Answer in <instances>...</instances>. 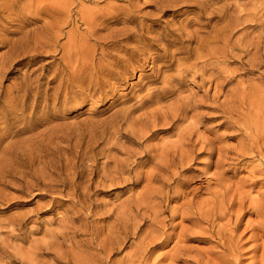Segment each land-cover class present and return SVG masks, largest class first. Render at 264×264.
I'll return each mask as SVG.
<instances>
[{
	"label": "rangeland",
	"instance_id": "rangeland-1",
	"mask_svg": "<svg viewBox=\"0 0 264 264\" xmlns=\"http://www.w3.org/2000/svg\"><path fill=\"white\" fill-rule=\"evenodd\" d=\"M0 264H264V0H0Z\"/></svg>",
	"mask_w": 264,
	"mask_h": 264
},
{
	"label": "bare ground",
	"instance_id": "bare-ground-1",
	"mask_svg": "<svg viewBox=\"0 0 264 264\" xmlns=\"http://www.w3.org/2000/svg\"><path fill=\"white\" fill-rule=\"evenodd\" d=\"M91 16H92V15H91ZM86 19H87V18H86ZM172 152H173V151H172ZM164 153H166V152H164ZM173 153H175V152H173ZM171 154H172V153H171ZM168 155H169V154H168ZM176 155H177V154H176ZM170 156H173V155H170ZM180 156H181V158H183L181 154H180ZM180 156H179V158H180ZM183 156L185 157V155H183ZM171 158H172V157H171ZM181 158H180V159H181ZM164 159H165V158H164ZM174 159H175V158H174ZM186 160H187V159H186ZM115 161H116V160H115ZM137 161H138V160H137ZM165 161H167V159H166ZM179 161H181V160H179ZM126 162L128 163V160H127ZM168 162H169V164H170V160H168ZM171 162H172V161H171ZM173 162H175V160H173ZM173 162H172V163H173ZM159 163H160V162H159ZM131 164H132V162H131ZM135 164H136V163H135ZM127 165H129V164H126V166H127ZM172 165H173V164H172ZM118 166H119V165H118ZM124 166H125V164H124ZM130 166H131V165H130ZM130 166H129V167H130ZM111 168H112V167H111ZM120 168H121V167H120ZM120 168H119V171L121 170ZM112 169H113V168H112ZM123 170H124V169H123ZM157 170H158V169H157ZM17 171H18V170H17ZM110 171H111V170H110ZM66 172H67V171H66ZM120 172H122V171H120ZM125 172H126V171H125ZM125 172H124V174H126ZM42 173H43V172H42ZM117 173H118V172H117ZM122 174H123V173H122ZM122 174H121V175H122ZM127 174H128V173H127ZM80 175H81V174H80ZM107 175H108V174H106V176H107ZM112 175H113V174H112ZM112 175H110V176L112 177ZM115 175H117L116 172H115ZM118 175H120V174H118ZM57 176H58V175H57ZM67 176H69V175H67ZM110 176H107V177L110 178ZM113 176H114V175H113ZM50 177H52V176H50ZM50 177H48V179H49ZM65 177H66V175H65ZM107 177H106V178H107ZM120 177H121V176H120ZM78 178H79V177H78ZM113 178H114V177H113ZM122 178H123V177H122ZM46 179H47V178H46ZM55 179H56V178H55ZM110 179H111V178H110ZM114 179H115V178H114ZM128 179H129V178H128ZM56 180H57V179H56ZM63 180H66V179H63ZM68 180H69V179H68ZM116 180H119V176H118V179H116ZM52 181H53V180H52ZM76 181H77V179H76ZM76 181H74V182H76ZM150 181H151V180H150ZM25 182H26V181H25ZM114 182H115V181H114ZM62 183H63V184H62L63 186H64V184H65V185L67 184V183H64V181H63ZM77 183H78V182H77ZM77 183H76V184H77ZM48 184H49V183H48ZM72 184H73V183H72ZM95 184H96V183H95ZM56 185H58V184H56ZM68 185H69V184H68ZM73 185H74V184H73ZM37 186H38V185H37ZM44 186H45V185H44ZM52 186H53V185H52ZM59 186H60V185H59ZM80 186H81V185H80ZM52 188H53V187H52ZM57 188H60V187H57ZM72 188H73V187H72ZM72 188H71V190H69V191H71V193H72ZM80 188H81V187H80ZM80 188H79V189H80ZM84 188H85V187H84ZM60 189H61V188H60ZM153 189H154V188H153ZM155 189L158 190L159 188H158V189L155 188ZM155 189H154V190H155ZM83 190H84V189H83ZM83 190H82V191H83ZM161 190H162V189H161ZM56 191H57V190H56ZM56 191H55V192H56ZM58 191H59V190H58ZM69 191H68V192H69ZM61 192H62V191H61ZM78 192H79V191H78ZM57 193H58V192H57ZM59 193H60V191H59ZM62 193H63V192H62ZM86 193H87V192H86ZM148 193H151V194H152V192H148ZM148 193H147V194H148ZM161 193H162V192H161ZM81 194H82V193H81ZM145 194H146V193H145ZM151 194H150V195H151ZM158 194H160V192H159ZM67 195H69V194H67ZM71 195H72V194H71ZM75 195H76V194H75ZM148 195H149V194H148ZM150 195H149V197H150ZM156 196H157V195H156ZM166 196H167V195H166ZM141 197H144V195L141 196ZM145 197H146V196H145ZM80 199H81V198H80ZM81 200H82V199H81ZM77 202H78V201H77ZM80 202H82V201H80ZM137 208H138V207H137ZM127 216H128V215H127ZM17 220L19 221V219H17ZM72 221H73V220H72ZM119 221H120V220H119ZM68 222H69V221H68ZM13 223H14V221H13ZM71 223H73V222H71ZM73 232H74V231H73ZM132 232H133V231H132ZM118 234H119V233H118ZM118 237H119V236H118ZM116 241H117V240H116ZM103 242H104V241H103ZM116 244H117V243H116ZM116 244H115V245H116ZM107 246H108V245H107ZM109 248H110V247H109ZM109 248H108V250H109ZM110 250H111V249H110ZM103 253H104V252H103Z\"/></svg>",
	"mask_w": 264,
	"mask_h": 264
}]
</instances>
